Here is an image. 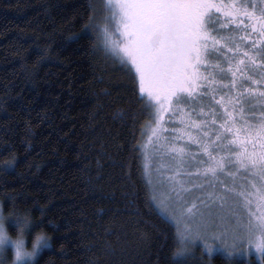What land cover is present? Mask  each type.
I'll use <instances>...</instances> for the list:
<instances>
[{
	"label": "trees",
	"instance_id": "1",
	"mask_svg": "<svg viewBox=\"0 0 264 264\" xmlns=\"http://www.w3.org/2000/svg\"><path fill=\"white\" fill-rule=\"evenodd\" d=\"M89 2L0 0V160H15L0 199L52 231L34 264H208L198 250L171 258L178 234L153 203L139 147L146 94L82 31Z\"/></svg>",
	"mask_w": 264,
	"mask_h": 264
},
{
	"label": "snow or ice",
	"instance_id": "2",
	"mask_svg": "<svg viewBox=\"0 0 264 264\" xmlns=\"http://www.w3.org/2000/svg\"><path fill=\"white\" fill-rule=\"evenodd\" d=\"M103 5L104 18L109 22L114 21L115 29L110 30L108 23L101 26L96 22L95 3L90 0L89 15L82 25V31L85 34L94 33L99 41L94 47L102 49V55L120 62L134 90L138 82L139 92L146 94V98L139 95L138 99L144 101V108L155 110L154 129L160 126L165 111L174 113L181 107L177 101L198 97L201 85H207L215 99L214 86L225 83L217 80L216 76L225 74L223 65L227 64V71L232 76L228 82L232 91L226 95V99L221 98L226 115L223 120H215L219 125L214 129L215 137L204 138L208 133H203V137L191 132L185 134L200 145L199 150L208 157L202 162L203 167L196 169L197 172L210 174L213 180H220L222 174L232 178L231 186L220 180L223 195L212 192L208 195L219 197L224 203L228 192L236 193L242 198V207L248 210V223L246 227L232 230L225 227L205 236L202 230L209 229L213 219L211 214L202 215L195 230L192 225H185L182 240L178 243L185 242L189 249L193 247L192 242L199 238L204 251L205 247H211L213 241H218L220 247L226 251L231 248L232 253L239 255L245 251L247 242L249 249L264 258V112L257 113L253 119H245L249 114L244 111V102L248 97L264 104V86L247 87L242 80L239 83L237 80L241 68L264 64V0L239 3L236 0H229L228 3H224V0H103ZM244 17H247V22ZM215 19H222L225 25L230 22L250 27L254 32L240 33L242 40H238L236 30L217 29L215 25L210 28L209 22ZM214 31L218 34L213 35ZM256 33L259 35L256 36ZM254 37L255 43L245 51L241 43ZM218 44L225 49L234 45L233 55L225 53L222 60L211 59L214 52L221 51L216 47ZM256 44H260V47L257 48ZM238 52H245V55L234 58ZM242 61L246 63L242 64ZM239 75H247V71H240ZM260 75V83L264 85V69ZM248 79L255 85L253 76H248ZM230 108H239L240 111H231ZM199 111L201 114L205 112L203 107ZM214 112L213 107L208 109V115ZM178 119L182 123L187 120L201 132L208 123L206 120H192L184 112ZM177 131L183 133L184 129ZM213 140L219 143L213 144ZM172 147L181 154L186 151L181 145ZM242 171L250 174L247 183H238L243 179ZM105 251L110 253L112 249L106 248Z\"/></svg>",
	"mask_w": 264,
	"mask_h": 264
},
{
	"label": "rangeland",
	"instance_id": "3",
	"mask_svg": "<svg viewBox=\"0 0 264 264\" xmlns=\"http://www.w3.org/2000/svg\"><path fill=\"white\" fill-rule=\"evenodd\" d=\"M227 2L229 0H224V3ZM236 2H247V0H236ZM94 3L96 22L101 26L108 23L110 30L115 29L114 21L109 22L105 20L106 13L102 10L103 6L101 9V2L99 3L98 0H94ZM216 23L215 20L210 21L209 27L216 26ZM232 47L234 45L229 48L232 49ZM210 58L213 59V57ZM218 60L222 59L218 58ZM223 67L225 70L227 64H224ZM252 73H250V76L254 77L256 81L255 85L248 79V76H237L238 83L242 80L247 87H261V75ZM216 79L225 83L214 86L215 99H213V92L209 91L208 86L201 85L198 97L177 101L176 103L181 107L175 110L174 113L165 111L161 117L160 126L155 129L156 113L154 109L150 108L149 117L142 129L139 147L143 159L144 176L150 188L154 205L160 214L176 228L179 241L182 240V230L185 225L190 224L193 230H195L202 215L208 216L211 214L213 219L211 227L207 230H202L205 236L213 231H220L225 227L229 230L240 226L246 227L248 223V210L242 207V198L236 193L228 192L224 203H221L219 197L213 198L208 195L209 192H212L214 195L217 193L223 195L219 186L220 180L231 186L232 178L222 174L220 180H213L210 174L197 172L196 169L202 168V162L206 161L208 157L199 150L200 145L188 139L185 134L191 132L193 135L203 137V133H208V136L204 138L212 139L215 137L214 129L219 127L215 123V120H223L226 115L225 108L221 109V98L224 97L226 99V95L231 93L232 89L228 82L231 81L232 76L230 72L225 71V74H218ZM244 103V111L249 114L246 116L248 119H253L257 113L264 112V104L258 103L252 97H248ZM201 107L205 110L204 114H201L199 111ZM210 107L215 109L213 115H208ZM229 110L240 111L239 108H230ZM182 112L187 113L192 120L208 121L203 126V132L199 128L192 127L187 120L182 123L181 119H178ZM213 116L215 119H213ZM181 128L184 129L183 133L177 131V129ZM210 129L212 130L210 131ZM217 143H219L218 140H213V144ZM173 145H181L186 151L183 154L178 153L173 149ZM233 150H235V146ZM249 175V173L242 171L241 177L243 179L238 180V183H247ZM256 181L259 183L258 178H256ZM190 205L191 208L189 207ZM215 221H220V223H216ZM228 236H231V231L228 232ZM257 238H259V234H257ZM230 242L229 239L228 243ZM192 243L193 247L189 248V254L198 250L201 255L206 256V253L201 249L202 242L199 238ZM213 246L217 249L215 253L224 255L225 250L220 247L218 241H213ZM244 248L245 251L239 255L232 253L231 248L227 249V252L232 254V258L229 259L232 264H238V260H242L243 263L248 264L251 255H254L256 259L262 260V264H264V258H260L258 252L249 249L247 242H245Z\"/></svg>",
	"mask_w": 264,
	"mask_h": 264
},
{
	"label": "clouds",
	"instance_id": "4",
	"mask_svg": "<svg viewBox=\"0 0 264 264\" xmlns=\"http://www.w3.org/2000/svg\"><path fill=\"white\" fill-rule=\"evenodd\" d=\"M4 165L15 166L14 158L0 160V171H6ZM39 215H43V213ZM9 219L15 226L14 231L8 227L7 221ZM48 222L55 223L51 219ZM33 224H35V217L30 209H17L11 203L6 207L3 200L0 199V264H34L37 255L44 248L53 247L52 231L44 225L33 229ZM29 229H31L30 240ZM216 250L213 244L211 247L204 248V253L208 257V264L215 261L213 255ZM188 254L189 249L186 243L181 242L180 246L171 253V258L179 262ZM231 258L232 254L225 250L224 259L229 260Z\"/></svg>",
	"mask_w": 264,
	"mask_h": 264
},
{
	"label": "flooded vegetation",
	"instance_id": "5",
	"mask_svg": "<svg viewBox=\"0 0 264 264\" xmlns=\"http://www.w3.org/2000/svg\"><path fill=\"white\" fill-rule=\"evenodd\" d=\"M228 3V2H227ZM259 14V13H258ZM220 16L222 17L223 16V13L220 14ZM244 20L245 22H247V17H244ZM215 21L217 22L216 23V27L217 29H226L227 31H233V30H236L237 33H238V40H242V36L240 35V33H252L254 32L253 29H251L250 27H245L243 25H235V24H232V23H228V24H224L222 19H215ZM218 33L217 32H214L213 35H217ZM259 34L256 33V36H258ZM255 43V37L252 39V40H245L241 43V47L245 49V51H247L248 49H250L251 45ZM216 47L220 48L221 51L219 53H215L214 52V55L212 56L213 59H223L224 56H225V53L229 54V55H233L232 53V49L231 48H227L225 49L223 47L222 44H218L216 45ZM256 47L259 48L260 47V44H256ZM214 51V50H213ZM245 55V52H238L237 54H235V58H239L240 56H244ZM223 57V58H221ZM260 57H258L259 59ZM246 63V61H242V64ZM248 67H251V68H248ZM246 69L245 68H241L239 71H238V76L239 77H246V76H250V73L252 74H258L260 75L261 73V70L264 69V64L262 65H257L255 67H252V66H248ZM247 71V75H244V76H240L239 75V72L240 71ZM225 71H227V68H225ZM261 87L264 86V85H260ZM225 108V105H222L221 106V109H224ZM219 109V108H218ZM225 119V118H224ZM245 119H248L247 117H245Z\"/></svg>",
	"mask_w": 264,
	"mask_h": 264
}]
</instances>
